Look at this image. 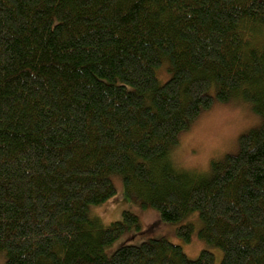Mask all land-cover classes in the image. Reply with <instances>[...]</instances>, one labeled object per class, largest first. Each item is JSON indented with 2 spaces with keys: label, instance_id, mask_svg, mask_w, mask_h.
Here are the masks:
<instances>
[{
  "label": "trees",
  "instance_id": "16d2710c",
  "mask_svg": "<svg viewBox=\"0 0 264 264\" xmlns=\"http://www.w3.org/2000/svg\"><path fill=\"white\" fill-rule=\"evenodd\" d=\"M263 31L264 0H0L5 264H214L165 238L108 256L139 221L89 215L116 195L117 173L163 221L198 212L221 264H264ZM237 94L262 116L237 154L200 179L159 162L204 109Z\"/></svg>",
  "mask_w": 264,
  "mask_h": 264
},
{
  "label": "rangeland",
  "instance_id": "374dc122",
  "mask_svg": "<svg viewBox=\"0 0 264 264\" xmlns=\"http://www.w3.org/2000/svg\"><path fill=\"white\" fill-rule=\"evenodd\" d=\"M264 43V31L258 44ZM168 65V67L166 66ZM160 83L166 82L172 75L169 64L165 63L157 71ZM215 93V90L212 91ZM262 124V116L253 104L243 97L234 95L230 100H216L204 109L200 115L179 134V143L172 147L169 157L160 163L169 161L173 168L196 179L209 177L212 164L222 161L228 155L240 151V138L257 130ZM116 195L99 206H91L89 215L100 226L107 227L123 219L124 212L138 217V223L126 229L105 250L111 256L124 245H141L153 239L165 238L182 247L190 260L199 258L202 251L214 254V264H221L224 252L217 245L199 237L204 226L198 212H190L178 222L163 221L160 212L152 206L144 205L142 195L135 187L128 193L123 176L119 173L111 176ZM192 224L194 232L190 241L177 234L179 227ZM0 264H5V254L0 252Z\"/></svg>",
  "mask_w": 264,
  "mask_h": 264
}]
</instances>
